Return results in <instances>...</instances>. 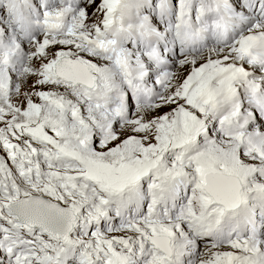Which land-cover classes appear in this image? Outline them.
I'll return each instance as SVG.
<instances>
[{
    "label": "snow or ice",
    "instance_id": "obj_1",
    "mask_svg": "<svg viewBox=\"0 0 264 264\" xmlns=\"http://www.w3.org/2000/svg\"><path fill=\"white\" fill-rule=\"evenodd\" d=\"M0 264H264V0H0Z\"/></svg>",
    "mask_w": 264,
    "mask_h": 264
}]
</instances>
